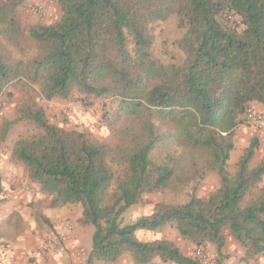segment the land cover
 Segmentation results:
<instances>
[{
  "label": "trees",
  "instance_id": "obj_1",
  "mask_svg": "<svg viewBox=\"0 0 264 264\" xmlns=\"http://www.w3.org/2000/svg\"><path fill=\"white\" fill-rule=\"evenodd\" d=\"M27 0H0V95L22 79L39 85L41 99L112 96L108 118L115 145L49 121L36 100L15 106V118L41 132L19 137L12 156L50 197L48 207L79 205V225H91V245L81 264H110L124 252L133 264H204L168 239L140 240L138 230L172 225L182 239L216 245L223 230L239 243L245 259L264 255V184L242 205L264 175V153L253 137L228 169L234 129L252 102L264 106V0H56L60 16L27 29L35 53L14 58L23 31L17 10ZM177 18L184 29L179 62L151 55L152 24ZM243 116V118L241 117ZM123 118L122 126L117 120ZM214 171L218 188L207 198L154 204L129 223L124 212L141 195L173 190L189 178Z\"/></svg>",
  "mask_w": 264,
  "mask_h": 264
},
{
  "label": "rangeland",
  "instance_id": "obj_2",
  "mask_svg": "<svg viewBox=\"0 0 264 264\" xmlns=\"http://www.w3.org/2000/svg\"><path fill=\"white\" fill-rule=\"evenodd\" d=\"M26 2L17 10V18L23 31V42L20 49H17L5 43L8 51L14 58H21L25 60L32 57V55L35 53L34 45L27 35L28 27L35 23L55 21L60 16V10L56 0H51V8L47 10L46 14H41V12H38L36 9V5L26 6ZM45 17H48V20H45ZM43 19L45 21H43ZM152 26L154 33V43L151 48L152 57L164 63L179 62L182 59V52L178 47V41L183 35L184 29L179 28L177 26L176 16L170 15L166 20L155 22L152 24ZM26 99L36 100L38 105L44 108L49 121L57 124L60 127L82 131L86 133L90 138L99 142H107L110 145H115L117 141V138L111 131L110 126L107 125V123L110 121L108 119H105L107 116L108 118H112L114 111H116L118 107V101L112 98V96L92 98V101H90L91 104L89 105H87V100L85 103H83V101L77 99L75 95L68 99L55 98L46 101L41 99L39 95L38 84H28L24 80L20 79L14 85H11L6 88L5 92L0 95V143L1 141L7 142V140H9V138L12 136L18 139L19 137H27L42 131V129L39 128L33 121L20 120L15 124H12L11 126L7 127L4 135V137L7 135L6 138L4 140L1 139L4 121L15 118L16 104ZM241 117L243 118V116ZM122 124L123 118H119L117 120V126H122ZM239 124H242V126H239V128H236V126V129H234V144H236V150L232 153L233 156L239 151L240 147L244 146L247 141L250 142V140L255 137V134L252 133V131L250 132L248 130L247 127L250 126L246 124L245 121ZM3 150H5V148ZM228 169L231 173H233L235 165L228 163ZM263 184L264 179H262V181L257 185L256 189H254L253 192L246 197L242 205L246 204V202H248L252 197H254V195L258 192L259 188ZM18 186L20 187V184H18ZM26 186L28 187V192H21L25 193L26 195H22L20 193L14 195L13 197H17L20 200L19 204L22 205V209H27V215L30 214V222L28 224V234L30 235L28 236H31L32 234L39 235L43 238V240H45V238H48V233H50L49 228L55 231L53 225H56V223L50 225L46 223L44 221L45 217L42 215L43 209L45 207H48L50 197L47 195V193L39 189V185H32L30 182L26 183ZM218 186L219 177L217 173L214 171H208L201 178H189L183 183L177 185V187L173 190H163L145 193L141 195L137 203L131 205L124 212L122 216V221L123 223H129L135 220L137 217L150 214L153 211L154 204L159 202L167 204H182L186 202L191 195H195L201 198H207L210 193L214 192L218 188ZM11 187L15 186L11 185ZM3 190L4 189H2V187L0 186V198L3 196ZM11 190H13V188ZM74 206H76L80 212L79 205L74 204ZM14 220L15 226L13 224L10 229L7 228V234L10 235L12 238L14 236L11 232L15 233V231L18 230V227H21V235H23L25 232V229L22 228L21 222L18 221L17 218H15ZM86 226L89 230L88 243L90 246L93 227L91 225ZM226 230L227 229L223 230V232H225ZM82 235L84 238L85 232L82 233ZM136 236L140 240L168 239L174 241L177 244H183V247L185 244L187 250L193 256H195L196 250L197 248H199L193 242L182 239L179 236L177 230L172 225H167L163 228L154 231H139L138 233H136ZM47 240H45L46 242L44 243H47ZM7 242L10 243V241L8 240ZM51 246L55 248H52L54 252L56 251V249H58V247H60L59 244H55L53 243V241ZM221 258L214 257L212 258V261L205 254L204 260H201L204 264H219ZM77 261V258L74 256V262H70V259L68 262L69 264L83 263H78Z\"/></svg>",
  "mask_w": 264,
  "mask_h": 264
},
{
  "label": "crops",
  "instance_id": "obj_3",
  "mask_svg": "<svg viewBox=\"0 0 264 264\" xmlns=\"http://www.w3.org/2000/svg\"><path fill=\"white\" fill-rule=\"evenodd\" d=\"M26 3V6H42L43 11L41 14H46L47 10L51 8L50 4L52 2L51 0H27ZM48 17H45L44 19L48 20ZM44 19L43 21H45ZM45 23L49 22L47 21ZM251 105L255 109L264 112V106L260 103L252 102ZM239 126H242V124L237 125L236 128H239ZM249 126L250 127H247L248 130L255 134L254 136L258 139L259 143L258 148L256 149L257 151H255L251 161V164H256L264 153V131L257 130L252 125ZM16 139V137L12 136L7 142L1 141L0 143V186L4 189L2 192L3 196L0 198V264H21L22 262H27L28 264H69V259L70 262H74V256L77 258L78 263L83 262L90 248L88 243L89 230L87 226L83 227L78 224L77 218L79 215V209L74 206V204H66L54 208L45 207L43 209L42 215L45 217L44 221L49 225L56 223V225H53L55 231L49 228L50 233L47 235L48 240L45 238V240L48 241L47 243H44L46 241L39 235L32 234L31 236H28L30 235L28 234L30 214L27 215V209H22V205L19 204L20 200L13 196L22 192L18 186L21 181H25V183L31 182L32 185L39 184L28 178L25 165L12 156V147ZM248 143L249 142L247 141V143L240 147L239 151L233 156L232 153L236 150V144H234V149L231 151L228 160L229 164L235 165L242 150ZM4 148L5 150H3ZM262 179H264V175ZM11 185H14L15 187H11ZM12 188L13 190H11ZM21 194L26 195L25 193ZM15 218L21 222L22 228L25 229V232L21 235V227H18V230L15 231V233L11 232L14 236L12 238L7 234V228L10 229L13 224L15 226ZM67 226L70 227L68 228ZM139 231L145 230H138L136 233ZM84 232L85 236L83 238L82 233ZM223 234L224 245L221 248L222 258L220 259L219 264H264V255H258L254 259H245L244 249L229 234L228 230L223 232ZM55 237L60 247L54 252L52 248H55L52 247L51 244ZM7 240L10 241V243H8ZM178 246L183 253L191 255L185 244L183 247V244L178 243ZM202 250L210 260L214 257H218L216 245L214 243L206 242L202 246ZM110 264L133 263L131 256L124 252L117 258V260ZM151 264L171 263H162L158 258H155Z\"/></svg>",
  "mask_w": 264,
  "mask_h": 264
},
{
  "label": "built area",
  "instance_id": "obj_4",
  "mask_svg": "<svg viewBox=\"0 0 264 264\" xmlns=\"http://www.w3.org/2000/svg\"><path fill=\"white\" fill-rule=\"evenodd\" d=\"M36 6H37L36 9L38 12L43 11L42 6L40 5H36ZM0 108H1V104H0ZM244 121L246 124L252 125L253 127H255L257 130L264 131V112H261L255 109L251 104H249L244 111ZM19 188L21 189L22 192H25V193L28 192V187L26 186V183L23 181L20 183ZM67 227L69 228L70 226H67ZM52 241L53 243L58 244L56 237L53 238ZM195 256L204 260L205 254L201 247L197 248ZM21 264H28V263L22 262Z\"/></svg>",
  "mask_w": 264,
  "mask_h": 264
}]
</instances>
